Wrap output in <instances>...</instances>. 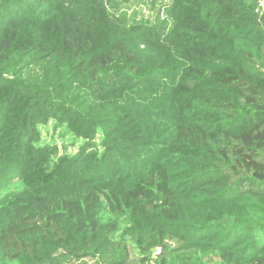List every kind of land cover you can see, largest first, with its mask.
<instances>
[{
	"label": "trees",
	"instance_id": "trees-1",
	"mask_svg": "<svg viewBox=\"0 0 264 264\" xmlns=\"http://www.w3.org/2000/svg\"><path fill=\"white\" fill-rule=\"evenodd\" d=\"M143 2L0 0V264H264V0Z\"/></svg>",
	"mask_w": 264,
	"mask_h": 264
},
{
	"label": "rangeland",
	"instance_id": "rangeland-1",
	"mask_svg": "<svg viewBox=\"0 0 264 264\" xmlns=\"http://www.w3.org/2000/svg\"><path fill=\"white\" fill-rule=\"evenodd\" d=\"M163 3H168V0H156L155 3L151 2H143V3H131L129 5L124 6V11L126 12L129 20L136 19L139 20H148L150 23L154 24H161L164 22H167L169 25L171 24L170 17L167 15L166 11L160 7L159 13L158 8ZM46 133H48L46 135ZM43 134L47 139L55 140V142L58 144L59 147H62V145L69 144L67 141L60 139V134H53L52 136V126H49L48 131H43ZM64 143V144H63ZM70 150H77L72 149L71 147H68Z\"/></svg>",
	"mask_w": 264,
	"mask_h": 264
},
{
	"label": "water",
	"instance_id": "water-1",
	"mask_svg": "<svg viewBox=\"0 0 264 264\" xmlns=\"http://www.w3.org/2000/svg\"><path fill=\"white\" fill-rule=\"evenodd\" d=\"M253 176L263 179V177L261 175H258V174H254Z\"/></svg>",
	"mask_w": 264,
	"mask_h": 264
}]
</instances>
